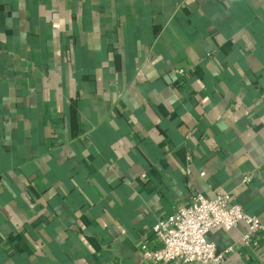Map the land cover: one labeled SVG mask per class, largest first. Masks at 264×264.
Returning <instances> with one entry per match:
<instances>
[{
	"label": "crops",
	"instance_id": "crops-1",
	"mask_svg": "<svg viewBox=\"0 0 264 264\" xmlns=\"http://www.w3.org/2000/svg\"><path fill=\"white\" fill-rule=\"evenodd\" d=\"M196 192L264 223V0H0V264H150Z\"/></svg>",
	"mask_w": 264,
	"mask_h": 264
},
{
	"label": "built area",
	"instance_id": "built-area-1",
	"mask_svg": "<svg viewBox=\"0 0 264 264\" xmlns=\"http://www.w3.org/2000/svg\"><path fill=\"white\" fill-rule=\"evenodd\" d=\"M177 72L186 73L182 68ZM241 221L248 225L243 244L256 249L264 234L260 217L248 213L230 192H217L213 197L196 192L188 203H178L173 213L158 219L153 230L160 246L141 245L142 257L150 264H228L229 250L220 251L208 234L219 225L236 226Z\"/></svg>",
	"mask_w": 264,
	"mask_h": 264
}]
</instances>
